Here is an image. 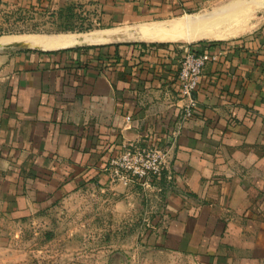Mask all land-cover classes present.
Instances as JSON below:
<instances>
[{
  "label": "crops",
  "instance_id": "obj_1",
  "mask_svg": "<svg viewBox=\"0 0 264 264\" xmlns=\"http://www.w3.org/2000/svg\"><path fill=\"white\" fill-rule=\"evenodd\" d=\"M74 1L97 13L103 27L84 33L96 40L46 46L76 34L66 33L0 52V203L20 215L62 204L63 216H79L67 232L84 238L69 264H264V27L232 41L149 44L208 13L175 16L203 0ZM165 20L164 30H138ZM195 44L213 57L181 122L178 69ZM148 137L166 162L142 214V187L112 184L105 167ZM140 216L149 222H130Z\"/></svg>",
  "mask_w": 264,
  "mask_h": 264
},
{
  "label": "rangeland",
  "instance_id": "obj_2",
  "mask_svg": "<svg viewBox=\"0 0 264 264\" xmlns=\"http://www.w3.org/2000/svg\"><path fill=\"white\" fill-rule=\"evenodd\" d=\"M226 1L228 0H203L196 9L175 16L210 12ZM21 6L24 8H17L14 4L0 6V37L25 35L32 37V39L46 38L58 34L85 33L103 27L97 13L75 3L74 0H57L47 7H43L42 4L38 5L36 9H32L31 5ZM169 21L171 20L142 24L138 29L150 30L155 28L162 30V28L167 27L166 23ZM262 27H264V8L255 13L254 26L249 31L236 36L226 39L167 42L177 44L191 42L192 44L199 41H232L249 37ZM148 43L163 45L166 42ZM9 49L16 48L11 47ZM5 50L0 48V52ZM132 183L142 187L139 194L142 203L136 205L135 210L137 213L143 214L147 210V201L145 200L150 199L152 187L151 185L143 186L139 182ZM148 208L151 209V206L149 205ZM64 209L62 204H41L34 209L29 208L28 214L20 215L17 214L13 203L8 205L0 203V264H69L72 258L80 254L73 250L79 247L84 237L69 235L70 232H67V229H70L73 224H75L74 226L80 224V219L79 216H76L75 220L69 219L71 216L66 218L63 216ZM130 222L138 226L149 221L141 219L140 216V218ZM126 223L127 221L121 220L120 225H126ZM73 245L75 248L70 249Z\"/></svg>",
  "mask_w": 264,
  "mask_h": 264
},
{
  "label": "built area",
  "instance_id": "obj_3",
  "mask_svg": "<svg viewBox=\"0 0 264 264\" xmlns=\"http://www.w3.org/2000/svg\"><path fill=\"white\" fill-rule=\"evenodd\" d=\"M204 42L206 41H202ZM211 57L213 55L208 50L200 49L196 44L191 45L181 57L178 69L179 88L182 96L187 99L180 115L181 122L192 115L195 106L192 93L199 82L203 66ZM165 162V148L148 137L143 142L125 143L122 151L109 159L105 171L111 183L128 185L139 182L143 186H150L162 175Z\"/></svg>",
  "mask_w": 264,
  "mask_h": 264
},
{
  "label": "bare ground",
  "instance_id": "obj_4",
  "mask_svg": "<svg viewBox=\"0 0 264 264\" xmlns=\"http://www.w3.org/2000/svg\"><path fill=\"white\" fill-rule=\"evenodd\" d=\"M262 8H264V0H230L222 4L215 10L206 13L205 15L196 16V19L194 20L192 18H189V19L180 18L179 20L172 23V25H170L168 33H157L155 34L157 36L156 37L153 36V37L158 39L156 41H161V39L186 40V41H193V40L206 39V38L207 39H226V38L233 37L240 33L250 30L254 26L255 13L261 10ZM187 28H190V32H185ZM46 38L49 39L50 36ZM65 38L67 39L64 40L63 44H55V43L50 44L49 42V44H47L46 46H55V47L57 45H69V46L71 45L72 46V45L87 43L91 40H96L97 37L94 34L93 36H87V35L82 36L79 34L77 35L76 33L73 35H68ZM41 39H44V38H35V39L30 40L23 36H4V37H0V46L2 47L8 46V45L14 46L16 43L19 45H28V44L30 45L31 41L34 42L36 40L39 41Z\"/></svg>",
  "mask_w": 264,
  "mask_h": 264
},
{
  "label": "water",
  "instance_id": "obj_5",
  "mask_svg": "<svg viewBox=\"0 0 264 264\" xmlns=\"http://www.w3.org/2000/svg\"><path fill=\"white\" fill-rule=\"evenodd\" d=\"M114 37H116V35ZM110 38H113V37H110ZM87 44H90V43H84V44L74 45V47H76V46H82V45H87ZM11 47H15V48H29L31 46H25V45L23 46V45H19V44L16 43L14 46H9L8 45V46L3 47V49H9ZM68 47H73V46H68ZM34 48H38V47H34Z\"/></svg>",
  "mask_w": 264,
  "mask_h": 264
},
{
  "label": "trees",
  "instance_id": "obj_6",
  "mask_svg": "<svg viewBox=\"0 0 264 264\" xmlns=\"http://www.w3.org/2000/svg\"><path fill=\"white\" fill-rule=\"evenodd\" d=\"M202 42V41H199V43Z\"/></svg>",
  "mask_w": 264,
  "mask_h": 264
}]
</instances>
